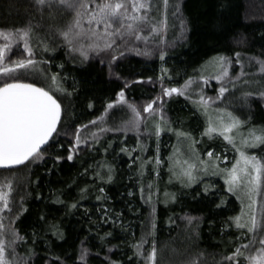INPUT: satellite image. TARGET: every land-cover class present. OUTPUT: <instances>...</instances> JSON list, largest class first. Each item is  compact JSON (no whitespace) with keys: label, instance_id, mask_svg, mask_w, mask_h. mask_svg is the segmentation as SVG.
Wrapping results in <instances>:
<instances>
[{"label":"trees","instance_id":"16d2710c","mask_svg":"<svg viewBox=\"0 0 264 264\" xmlns=\"http://www.w3.org/2000/svg\"><path fill=\"white\" fill-rule=\"evenodd\" d=\"M150 3L151 20L144 25L140 40L130 37V46L124 48L117 47V39L115 53L111 49L89 52L85 61L79 53H68L61 37L48 34L49 24L63 25L68 15L58 14L56 21L45 15L41 20L33 0H0V29H15L31 20L33 26L43 25L35 31L55 48L47 53L36 51L35 60L46 61L35 67L45 78L30 72L32 67L12 75L44 87L63 101L59 135L49 142L51 147H45L42 158L16 168H0V190L8 199V208L0 211L6 260L14 264H137L132 245L142 238L145 253L155 243L156 264H190L193 260L217 264L236 247L248 245L254 236L256 243L241 251L255 254L261 247L264 176L262 195L254 197L259 203L255 217L261 227L255 233L236 229L229 218L244 213L245 205L249 221L253 210L249 200L237 191L229 192L225 183V169L231 161L220 160L224 156L234 159L235 151L218 133L211 139L203 133L209 122L214 124L211 116L223 115L220 110L245 122L239 126L240 132L255 128L259 133L264 128V98L259 96L264 92V0H168L167 8L164 0ZM32 44L36 45L35 39ZM22 51L21 43L19 50L14 45L7 55L15 60ZM113 54L117 59L109 67ZM220 56L226 58L223 64L228 71L223 82L216 79L223 71ZM53 74L56 84L51 80ZM204 79L207 87L202 95L211 98L207 114L196 105L202 89L196 84ZM4 81L0 76V84ZM188 81L193 93L164 96V89H185ZM221 86L227 89L223 95L218 91ZM58 87L66 92H58ZM122 89L125 104L118 103ZM245 93L252 95L246 97ZM150 102L155 103V115L143 111ZM128 105H135L143 115L138 132L117 130L132 115ZM108 115L113 117L102 123ZM154 121L164 129L159 141ZM169 126L190 135L178 138L175 131H167ZM78 127L81 143L68 160ZM246 153L264 164V145L247 148ZM57 156L62 158L57 160ZM170 157L180 162L177 172L187 167L185 160L196 164V180L190 186L172 175ZM200 161L216 168L205 172ZM188 217L195 219L189 223ZM13 230L24 240L9 244ZM82 251H86L83 259ZM139 264H144L142 257ZM238 264L246 261L238 258Z\"/></svg>","mask_w":264,"mask_h":264},{"label":"snow or ice","instance_id":"6c2138e0","mask_svg":"<svg viewBox=\"0 0 264 264\" xmlns=\"http://www.w3.org/2000/svg\"><path fill=\"white\" fill-rule=\"evenodd\" d=\"M33 3L36 12L41 16V20L44 19L45 15L52 21L58 19V14L60 17L68 15V19L63 25L58 23L49 24L48 34L52 35L55 33L61 37L67 52H78L80 57L85 61L89 59V52L98 54L101 51L111 49L115 53L116 48H113V45L116 44L117 39L120 41V45L117 47L124 48L130 46V37H135L136 40H140V33L144 30V25L150 23V12L153 7L150 0H33ZM164 6L167 8L168 0H164ZM176 10H179L178 5ZM36 27H43V25L37 24L33 26L32 21L29 20L25 25L15 29H0V39L5 41V43L0 44V76L5 77V81L0 84V167L18 166L24 164L26 161L41 159L43 152L47 150L46 148H42V146L48 145L54 133L59 135L57 127L61 122L63 101L54 94H50V91L44 87H39L35 83L22 82L18 76L12 75L17 69L35 68L38 63L46 62L35 60L34 57L37 49L45 53L55 51V48L50 47L45 39L35 31ZM153 31H155L154 28ZM33 39L36 40L35 46L32 44ZM21 43L23 51L20 53V58L12 60L8 57V52L13 49L14 45L19 50ZM120 54L123 55V52ZM236 56L239 57V53H236ZM160 58H164L163 52ZM6 59L8 61L7 64ZM116 59V55L113 54L109 60V67H111V63ZM218 59L222 62L221 67L223 71L216 77L217 81L221 79V76L228 75L227 67L223 64L226 58L220 56ZM228 62L230 63V61ZM101 63H103V60H101ZM261 70L264 71V61L261 62ZM51 80L53 84H56L57 76L53 74ZM189 83L191 81L186 82V86ZM125 87H128L127 83H125ZM226 90L223 86L218 89L220 95H223ZM57 91L62 93L66 92L65 89L59 87ZM171 93L184 95V91L177 88L164 89V95H170ZM67 95L70 96L71 93H67ZM117 95L118 99L122 101L124 98L123 89ZM244 95L247 97L252 94L245 93ZM259 96L264 98V92H260ZM210 99H205L201 95L196 102L197 110H202L204 114H207ZM88 107H92L91 103ZM108 107H112V104H109ZM128 107L132 116L125 122L124 127L117 130L138 132L141 125L140 112L135 105H128ZM150 110H152L151 115L156 114L157 110L153 109V103L151 102L144 107L143 111L148 113ZM220 111L223 112V115L217 117L219 123L212 126L210 122L209 127L203 134L208 135L209 139H211V133H218L238 152L239 159L236 163L232 165L231 169H225L228 173V178L225 180V183L228 185L229 192L242 190L246 198L250 201L249 208H252L253 211L247 222H242L243 213L240 216L230 217L229 219L233 221L236 229L243 230L246 228L248 233H255L261 226L258 225L255 217L253 205L256 201L254 197L261 190L264 164L261 163V160L256 155H248L245 149L264 145V128L260 129L259 133L257 129L250 128L248 136L245 137L239 132V126L245 122L231 112ZM162 120L164 124L168 123L166 118L162 117ZM90 123L95 122L90 121ZM153 123L155 136L157 137V141H159L161 131L164 129L160 122L154 121ZM80 127L86 126L82 125ZM233 129H237L236 135L240 136L239 146L234 142L235 137L229 135ZM167 131H175L178 138L181 136L187 138L190 135L178 129L173 130L170 126L167 127ZM80 143L81 138L78 127L75 144L69 150L67 156L68 160L73 159L72 152L76 150V146ZM48 146L51 147V145ZM133 150L135 151V149ZM121 151L127 150L121 149ZM207 155L211 159L213 153L209 151ZM61 158L59 156L56 157L57 160ZM169 159L173 161L170 163L172 175L180 180L182 185L190 186L196 180V176L193 174V170L196 169V164L185 160L183 163L187 167H181L180 171L177 172L175 168L180 162L174 160L173 157ZM155 163L156 165L160 164L158 157L155 158ZM200 164L203 165L202 170L205 172L210 167L212 169L216 168V165H209L204 161H200ZM140 167L141 169L144 167V162L141 163ZM185 178L187 180L186 184ZM111 179L112 176L109 174L108 180L110 181ZM241 185H243V188H241ZM8 187L10 188V183ZM149 189H151V185H149ZM100 190L103 191L102 188ZM141 192H143V189H141ZM205 192L207 193V188H205ZM165 195L167 196L168 194L165 193ZM147 199L150 201L151 195ZM0 201L3 202V207L0 208V211L8 208L7 194L2 190H0ZM56 202L59 201L57 200ZM71 207H76V205L73 204ZM187 219L191 223L195 218L188 217ZM0 227L3 226L0 225ZM18 240L22 241L24 237L18 235L16 230H13L12 239L9 241V244H15ZM145 242L142 238L139 243L132 245L134 249L133 254L138 258L137 264H139V258L141 257L143 258L144 264H156L155 243L145 253L143 251V244ZM255 243L256 238L254 236L248 245L236 247L231 254L222 256L221 260L217 261V264H225V262L238 264V258H243L246 264H264V237L259 239L261 247L255 250V254L249 252L246 255L241 251V247L248 249ZM5 251L4 240L0 239V264H14L13 261L6 260ZM13 251L15 250L13 249ZM85 255L86 251H82L81 259ZM190 264H196V261L193 260Z\"/></svg>","mask_w":264,"mask_h":264},{"label":"rangeland","instance_id":"374dc122","mask_svg":"<svg viewBox=\"0 0 264 264\" xmlns=\"http://www.w3.org/2000/svg\"><path fill=\"white\" fill-rule=\"evenodd\" d=\"M74 53H78V52H74ZM29 68H31V67H28V68H24V69H29ZM214 68H215V72L217 71V69H218V67H216V66H214ZM18 70V69H17ZM19 70H21V69H19ZM30 72H32L33 74H38V76L40 75L41 77H44L45 78V75L43 74V72H42V70L40 69V70H38L37 71V69L35 68V69H31L30 70ZM206 79H204V81H202L201 83H198V84H196V86H199V87H201L202 89L200 90V91H198V95H199V97L202 95V90H204V88H206L207 86H206V84H207V81H205ZM225 80V78L223 77V76H221V79L219 80V81H221V82H223ZM178 89V88H177ZM180 90H182V91H184V94L186 95V93L187 94H190V93H193V91H194V89L192 88V86H187L185 89H180ZM173 94H178V93H171L170 95H164L165 97H169V96H171V95H173ZM195 94V93H194ZM220 94V93H219ZM204 96V95H203ZM205 97V96H204ZM205 99H207V98H205ZM159 101H160V99H159ZM210 101V100H209ZM211 102V101H210ZM118 103H122V104H125V100L123 101H119ZM128 109H129V107L128 106H126ZM153 109H155L156 110V108H155V103L153 102ZM130 111V110H129ZM122 113H126L125 111H121ZM140 112V111H139ZM152 112V110H150V112H148V113H146L147 115L148 114H150ZM111 115H108V116H105L104 117V119L103 120H105V121H103L102 120V123H105V122H107L108 120H109V118H111V117H113V116H111ZM132 116V115H131ZM131 116H130V118H131ZM219 116V115H218ZM218 116H211L212 117V121L214 122V124H212V126H215V125H217L218 123H219V121L217 120V117ZM140 119H141V121H142V119H143V115L141 114V112H140ZM98 123V122H97ZM210 123V122H209ZM210 125V124H209ZM209 125H208V127H209ZM235 143L237 144V146H239L240 145V136H237L236 135V133H237V129H235ZM239 132H240V130H239ZM215 132H213V133H211V135H213ZM243 136H245V137H247L248 136V133H245V132H240ZM229 135H231V133H229ZM239 143H238V142ZM232 146V145H231ZM183 147V146H182ZM233 148V147H232ZM247 149V148H246ZM246 149H245V151H246ZM233 150L235 151V155H236V157L234 158V159H229V158H225L226 156H224V157H221L222 159L220 160V162H222V163H226V162H228V161H231V166H230V168L229 169H231V167H232V165L233 164H235L236 163V161L239 159V154H238V152L236 151V149L235 148H233ZM179 153H180V151H179ZM261 163H262V161H261ZM263 164V163H262ZM262 180V179H261ZM263 181V180H262ZM241 188H243V185H241ZM261 188H262V186H261ZM237 192L239 193V195L241 196V197H243L244 199L246 198V196H245V194H244V192L242 191V190H237ZM259 193H261V195H262V191L260 190V192ZM259 193L255 196V197H257L258 195H259ZM247 199V198H246ZM248 200V199H247ZM258 202H257V200H256V202H255V206H253V208H254V210H257V206H258ZM248 207V206H247ZM247 207L244 205V213H243V216L246 218V220H244L245 222H247V214H248V212L246 211L247 210ZM253 210V209H252ZM257 211H255V213H256Z\"/></svg>","mask_w":264,"mask_h":264},{"label":"water","instance_id":"95a60500","mask_svg":"<svg viewBox=\"0 0 264 264\" xmlns=\"http://www.w3.org/2000/svg\"><path fill=\"white\" fill-rule=\"evenodd\" d=\"M61 119H62V116H61ZM61 123V122H60ZM60 123L58 124V127H57V130H58V128H59V126H60ZM56 133H54L53 134V137H54V135H55ZM52 137V138H53ZM52 138H50V140H49V142L52 140ZM49 142H48V144H49ZM47 145H44V146H42V148H45ZM28 161H26L25 163H27ZM24 163V164H25ZM23 165V164H22ZM22 165H18V166H11V167H7V168H16V167H19V166H22ZM0 168H5V167H0Z\"/></svg>","mask_w":264,"mask_h":264}]
</instances>
